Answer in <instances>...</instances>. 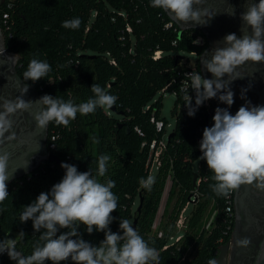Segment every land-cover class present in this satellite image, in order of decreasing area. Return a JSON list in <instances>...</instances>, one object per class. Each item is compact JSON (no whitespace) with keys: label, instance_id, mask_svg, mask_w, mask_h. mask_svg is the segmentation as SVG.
I'll return each mask as SVG.
<instances>
[{"label":"trees","instance_id":"1","mask_svg":"<svg viewBox=\"0 0 264 264\" xmlns=\"http://www.w3.org/2000/svg\"><path fill=\"white\" fill-rule=\"evenodd\" d=\"M7 14L11 25L6 32L7 46L20 56V75L23 77L34 58L51 66L44 78L35 83L27 81L36 84L43 95L80 104L94 96L90 88L98 84L118 97L113 108L98 107L84 116L77 113L68 126L51 122L49 138L51 142L53 132L59 134L54 155L75 165L79 172L90 169L96 176L99 156L110 157L105 176L97 179L115 181L112 192L118 197V207L112 213L111 231L121 232L120 218L137 219L136 230L158 250L160 264H209L215 260L227 231V197L218 196L210 187L216 182L204 160L198 177L201 182L193 187L197 174L193 164L202 155L198 138L203 136L199 130L205 126V119L201 108L194 116L180 108L183 96L178 72L184 71L186 64L179 53L197 52L193 44L196 36L180 38L173 27H168L170 20L162 10L150 6V0H5L2 20ZM73 18L81 20L78 29L62 27L64 21ZM159 51L162 55L155 59ZM168 90L177 91L178 98L174 136L161 155V166L149 191L140 180L151 175V144L165 133H157L151 118L168 122L162 117L161 100H153ZM64 174L61 165L48 163L8 186L9 196L0 203V240L15 238L23 231L25 236L18 240L17 250L25 256L32 253L40 233L34 232L31 220L20 222L23 206L41 192H50ZM170 182V197L175 202L171 211L166 208L156 230ZM196 191L199 200L188 217L184 238L171 245L182 211ZM211 207L216 217L213 227L206 231L203 222ZM79 231L94 246L104 239L103 232L88 234L84 225ZM0 264L15 262L5 253L0 254Z\"/></svg>","mask_w":264,"mask_h":264},{"label":"clouds","instance_id":"2","mask_svg":"<svg viewBox=\"0 0 264 264\" xmlns=\"http://www.w3.org/2000/svg\"><path fill=\"white\" fill-rule=\"evenodd\" d=\"M194 2L198 0H150V6L167 11L180 21L191 20L199 24L200 14L193 10ZM234 14L235 9L231 15ZM240 19L242 35H226L217 42L223 46L216 45L210 51V58L201 61L212 78H204L199 72L186 74L190 88L195 92V107L192 97H186L189 116H194L201 105L214 98L230 108L234 103L230 85L237 79L233 76L234 69L247 61L264 62V0L248 3ZM80 24L79 18H73L64 21L62 27L78 29ZM205 24L207 22L201 25ZM50 71L51 66L46 61L34 58L24 71L23 79L35 83ZM90 89L94 96L80 104L48 94L33 102L23 99L28 92L26 84L14 100H4L0 104V138L6 133H11L9 139L15 138L10 117L17 111L29 110L34 103L41 105L34 114L41 129L53 121L56 125L68 126L77 113L84 116L94 113L98 107L111 109L116 105L118 97L98 84H92ZM212 119L214 123L204 128L199 145L202 153L199 159L206 161L214 173L212 179L216 183L210 185L212 190L218 196L227 197L240 185L253 182L264 190V106L244 105L234 115L228 108L217 107ZM109 160L108 155L99 156L96 176L90 169L79 172L75 165L62 163L65 174L61 181L54 184L50 192H41L32 203L23 206L20 222L31 220L34 232L40 233L32 253L25 256L17 250L18 240L25 236L21 231L15 238L0 240V254L6 253L15 264H63L67 261L71 264H159L158 250L149 246L132 221L120 218L122 234L112 232L109 227L114 220L112 213L118 207V197L112 192L115 181L97 179V176H105ZM27 167L28 164L25 169ZM17 169L10 170L8 154L0 153V203L8 198V182ZM140 183L150 191L154 178H141ZM80 225L85 226L88 234L104 233L99 246L82 238ZM61 229L67 231L61 232ZM236 243L247 246L250 241L243 238ZM209 264H216V261H209Z\"/></svg>","mask_w":264,"mask_h":264},{"label":"flooded vegetation","instance_id":"3","mask_svg":"<svg viewBox=\"0 0 264 264\" xmlns=\"http://www.w3.org/2000/svg\"><path fill=\"white\" fill-rule=\"evenodd\" d=\"M252 2L254 0H198L193 3V10L200 14L199 24L191 20L180 21L171 13L161 10L170 20L175 31L181 34L180 38L196 36L193 44L198 50L195 54L194 67L202 77L211 79V73L207 72L201 61L210 58V51L226 35L231 33H235L238 37L242 35L240 15L245 11L247 4ZM4 3L5 0L0 7V104L4 100H14L21 94L26 84L28 92L24 94L23 99L34 102L42 97L43 93L36 84H30L23 79L18 65L20 56L8 49L2 20ZM234 9L235 14L231 15ZM206 22L207 24L201 25ZM233 76L237 78L230 85L234 93L233 105L229 108L218 98L206 101L199 107L204 113V127L213 125L212 117L217 107L228 108L234 115L244 105L264 106V62L247 61L234 69ZM40 108V104L34 103L27 111H17L10 117L13 121L11 132L15 133V138H8L11 133H6L0 138V153L8 154L9 169L18 168L14 177L8 182V186L22 180L28 173L38 171L45 164H54L49 162V157L54 155L49 140L51 122L46 128L41 129L34 119V114ZM27 164L28 167L25 169ZM230 192L232 206L231 211L226 212L227 231L215 260L218 259V264H257L264 243V190L257 188L256 182H253L242 184ZM243 238H248L250 241L247 246L236 243Z\"/></svg>","mask_w":264,"mask_h":264},{"label":"built area","instance_id":"4","mask_svg":"<svg viewBox=\"0 0 264 264\" xmlns=\"http://www.w3.org/2000/svg\"><path fill=\"white\" fill-rule=\"evenodd\" d=\"M8 7L11 8L12 7V4L11 3L8 4ZM3 24H4V28H5V31L6 32H8V31L11 30V25L9 23V15L8 14L7 15H4ZM168 27H172L171 23H169ZM128 31L129 32H132V29L130 27H128ZM195 54H196V52L191 53V55H195ZM161 55H162V52H160V51L159 52H156L154 58L155 59H158ZM189 62H190V60L189 59H186L184 57L183 58V63L186 64V69L184 71L178 72V76L181 78V82H180V92H181V94L183 96V102L180 105V108L183 107L184 110H188V107L186 106V104L188 102L187 99H186V97L188 95L192 97V106L195 107V92L190 88L189 77L186 74L191 73V72H196V69H195L194 66L189 65ZM174 92L177 95V91H174ZM151 122L155 125L157 133H162L165 130V133H164L163 137L161 139H155L152 142V144H151V156H152L151 169H152L153 165L156 164L157 171H158V169L161 166V155L167 149V145H168V141H169V136L172 133H174V130L168 136V140L166 141L165 140V137H166V134H167L168 127H170V124L168 122L165 123L162 120H157L155 118V116H153L151 118ZM204 128H205L204 126L200 128L199 132L201 134H203ZM139 133L142 134L140 131H139ZM58 139H59V134L56 133V132H53V134L51 136V142H50V148L51 149H55L56 141ZM201 140H202V137H199L198 138V143L199 144H200ZM197 175L199 177V172L197 173ZM198 179H197L198 182H196V185H199L200 182H201V179H199V180ZM169 184H171V182ZM198 200H199V193L196 191L194 193V195L192 196L191 201L187 204V206L182 211V214L180 216V219L178 220L177 225H176L177 234H176L175 237L171 238V245H175L176 243L180 242L184 238V233H185V230L187 228V220H188V217H189L188 216L187 219L184 220V213H185L187 207L190 204H193L194 206H196ZM230 200H231V192L227 196V212H230L231 211V206L232 205H231ZM161 208L163 209V207H161ZM161 219H162V216H160V219H158L157 222H156V224H155V229L156 230L161 225V221H162ZM166 248H168V246ZM183 261H184V259H183Z\"/></svg>","mask_w":264,"mask_h":264},{"label":"rangeland","instance_id":"5","mask_svg":"<svg viewBox=\"0 0 264 264\" xmlns=\"http://www.w3.org/2000/svg\"><path fill=\"white\" fill-rule=\"evenodd\" d=\"M180 56L185 57L186 59H189V65L194 66L195 62H196V56L195 55H191L188 52H181L179 53ZM161 100L162 102V117L165 118L168 123L170 124V127H168L167 130V134L165 137V140H168V136L173 132L174 127L176 125V117H175V110L177 107V103H178V98L175 94V92L168 90L166 92H160L158 93L153 102L159 101ZM202 160L198 159L196 160V162H194L193 164V168L195 173H198L200 171V165H201ZM157 167L156 164L153 165L152 169H151V177H153L154 179L157 176ZM169 184L164 198H163V202H162V207L159 213V218L160 216H162L167 208V210L171 211L175 202V198H171L170 197V193L172 192V185ZM139 201H137L134 209L136 210V208L138 207ZM165 208V209H164ZM194 209V205L190 204L185 213H184V220L187 219L188 216H190V214L192 213ZM215 217H216V212L214 211L213 207H211L208 211V214L205 217V220L203 222V228H205L206 231H209L212 227H213V222L215 221ZM133 223V221H132Z\"/></svg>","mask_w":264,"mask_h":264},{"label":"water","instance_id":"6","mask_svg":"<svg viewBox=\"0 0 264 264\" xmlns=\"http://www.w3.org/2000/svg\"><path fill=\"white\" fill-rule=\"evenodd\" d=\"M2 1L3 0H0V7L2 6ZM179 37H181V34L179 35ZM181 58H184L183 56H179ZM174 136V133H172L170 136H169V139L172 138ZM49 162H54V163H57L59 165H61L62 163H64L59 157L55 156V155H51L49 157ZM30 173H28L27 175H29ZM197 179H198V175L195 174L194 175V179H193V187L196 188V182H197ZM191 198L192 196L189 198V200L191 201ZM142 201V200H141ZM141 209V206H139V210ZM137 219L134 220L133 222V227L136 229L137 227ZM216 261V264H218V259L215 260ZM159 264H160V260H159ZM257 264H264V243L262 245V249H261V252H260V256L258 258V261H257Z\"/></svg>","mask_w":264,"mask_h":264}]
</instances>
